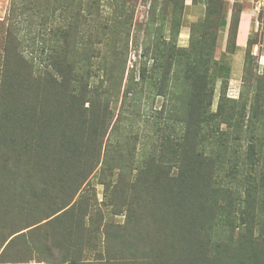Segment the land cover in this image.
I'll return each mask as SVG.
<instances>
[{
	"label": "trees",
	"instance_id": "16d2710c",
	"mask_svg": "<svg viewBox=\"0 0 264 264\" xmlns=\"http://www.w3.org/2000/svg\"><path fill=\"white\" fill-rule=\"evenodd\" d=\"M240 20L241 12L232 54ZM201 38L204 43L195 37L186 54L195 62L208 63L206 112L192 106L184 132L161 138L144 160L145 167L130 178L134 190L142 183L147 188L139 190L137 198L142 201L124 206L127 222L117 225L109 240L134 249L129 264H264V135L250 136L244 144L242 125L235 119L241 112L235 105L226 111L229 100L224 95L217 111L210 110L215 81L208 41L214 42L210 34ZM36 48L32 38H21L12 27L1 40L0 230L13 232L0 242L23 231L20 237H35L45 252L68 262L75 246L79 248L78 235L92 233L97 199L74 197L100 161L111 104L87 98L90 92L85 88L78 91L72 72L59 67L52 74L49 61L36 54ZM113 87L105 91L107 97H113ZM50 92H56L51 101ZM256 97L264 105L262 90ZM86 100L91 107L82 120L77 114ZM261 106L255 118L264 116ZM124 139L127 145L137 144L139 135L128 133ZM66 219L72 230L65 227ZM227 232V238L222 237Z\"/></svg>",
	"mask_w": 264,
	"mask_h": 264
},
{
	"label": "rangeland",
	"instance_id": "374dc122",
	"mask_svg": "<svg viewBox=\"0 0 264 264\" xmlns=\"http://www.w3.org/2000/svg\"><path fill=\"white\" fill-rule=\"evenodd\" d=\"M190 1L0 0V50L1 40L12 27L21 38H32L36 54L49 61L52 74L56 75L59 67L72 72V78L78 81L73 86L78 91L85 88L90 92L87 98L96 97L104 103L109 100L111 104L100 161L95 163L81 191L73 196L75 200L80 195L97 199L90 222L92 233L78 235L79 248L76 245V253L70 257L74 262L45 252V246L35 237H20L21 231L5 243L0 242V264L130 263L134 249L123 245V241H109L115 235V227L127 222L124 206L142 201L137 196L139 190L144 191L145 183L134 190L130 178L145 167L144 160L158 147L161 138L179 137L184 132V121L192 106L208 104L204 90L208 63L195 62V57L187 56L195 37L203 44L201 36L210 34L214 42L212 45V40L208 41L209 65L215 81L210 110L217 111L224 95L229 100L226 111L235 105V110L241 112L235 119L242 125L243 143L250 136L264 135V116L254 117L263 105L257 102L256 95L259 89L264 93V0H196L198 5ZM240 12L242 16L244 13L243 29L251 22L249 45L244 63L243 59L234 58L236 64L231 66ZM63 60L66 63H61ZM110 85L114 86L110 89L113 97L105 93ZM55 93H49L50 101ZM87 100L86 109L83 107L77 114L82 120L91 107ZM168 122L175 128L173 132L172 126L165 127ZM128 133L139 135L137 144L127 145L124 138ZM117 151L123 155L118 156ZM151 207L156 209V203ZM7 219L8 225L11 219ZM64 224L72 230L70 220ZM12 232L0 230V240ZM228 234L222 237L227 238Z\"/></svg>",
	"mask_w": 264,
	"mask_h": 264
},
{
	"label": "crops",
	"instance_id": "0c3cea01",
	"mask_svg": "<svg viewBox=\"0 0 264 264\" xmlns=\"http://www.w3.org/2000/svg\"><path fill=\"white\" fill-rule=\"evenodd\" d=\"M189 3H193V0L190 1ZM193 5H198V4H193ZM243 19H244V13H243V16L241 15V20H240L239 27H238V33H237V37L235 40L236 49H235V53L232 54V59H231V63H230L231 66H232L233 62L235 61L234 58L239 59V60L243 59V63H244L245 54L248 51V42H249V33H250V29H251V22L250 23L248 22L246 28L243 29ZM235 64H233V65H235ZM232 72H233V70H232V68H230L231 75H232Z\"/></svg>",
	"mask_w": 264,
	"mask_h": 264
}]
</instances>
